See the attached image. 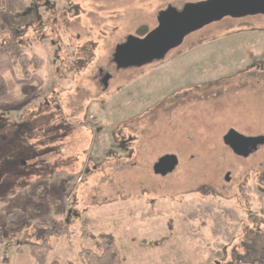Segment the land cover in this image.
Here are the masks:
<instances>
[{"label": "rangeland", "instance_id": "374dc122", "mask_svg": "<svg viewBox=\"0 0 264 264\" xmlns=\"http://www.w3.org/2000/svg\"><path fill=\"white\" fill-rule=\"evenodd\" d=\"M146 1L48 0L47 12L46 0H0V264H35L24 243L50 222L65 233L48 263L81 264L106 235L121 264H264V146L241 158L198 138L264 135V72L251 65L264 67V15L223 18L161 60L119 68L126 40L156 24ZM24 54L42 62L29 80ZM166 155L176 169L154 175ZM12 211L24 223L7 233Z\"/></svg>", "mask_w": 264, "mask_h": 264}, {"label": "water", "instance_id": "95a60500", "mask_svg": "<svg viewBox=\"0 0 264 264\" xmlns=\"http://www.w3.org/2000/svg\"><path fill=\"white\" fill-rule=\"evenodd\" d=\"M264 15V0H207L193 4L180 13L163 18L158 27L144 39L129 43L121 53V59L129 63L142 64L162 57L170 49L178 47L184 37L223 18H243ZM110 75L102 79L107 88ZM1 120V119H0ZM222 142L233 154L246 158L264 145L263 137L246 138L234 130H229ZM178 165L174 155L159 158L152 166V172L159 177L171 174ZM228 175L225 181H228Z\"/></svg>", "mask_w": 264, "mask_h": 264}, {"label": "trees", "instance_id": "16d2710c", "mask_svg": "<svg viewBox=\"0 0 264 264\" xmlns=\"http://www.w3.org/2000/svg\"><path fill=\"white\" fill-rule=\"evenodd\" d=\"M16 64L20 69L24 80H29L30 77L38 72L42 66V62L37 56L33 55L29 57L25 54L20 55L17 58ZM5 88V80L0 77V96L4 93ZM251 217L252 216H250V218ZM23 223L24 215L21 212L12 211L5 215L2 231L9 233L18 229ZM34 227L38 232L36 242H26L24 244L27 245L29 255L32 257L35 264H60L58 262L48 263V255L52 250L50 244L51 238L61 236L62 233H65L63 227L59 226L57 232L52 231L51 222L37 223ZM163 242L164 240L162 243ZM78 256L81 264H121L119 248L114 240L106 235L97 238L94 242V250H82ZM249 264L254 263L252 262Z\"/></svg>", "mask_w": 264, "mask_h": 264}, {"label": "flooded vegetation", "instance_id": "af4514ba", "mask_svg": "<svg viewBox=\"0 0 264 264\" xmlns=\"http://www.w3.org/2000/svg\"><path fill=\"white\" fill-rule=\"evenodd\" d=\"M151 2V0H147L146 1V6H145V8H142V9H144V10H147V11H149V12H151L153 15H155V19H157L156 20V24H155V26L153 27V29H151V30H149V31H147V32H143V35H142V37H140L138 40H141V39H144L149 33H151L153 30H155L157 27H158V25H159V23H160V21L163 19V18H165L166 16H168V15H170V14H174V13H180V12H182L185 8H187V7H189V6H191V5H193V4H196V3H193V4H182L181 6H175L174 5V3H168V2H165V4H163V5H161L162 7H160V6H158V7H154L153 5H151L150 4V2ZM46 3H48V4H46ZM43 4V6L45 7V10L47 11V9H49V11L50 12H52L53 11V8H54V4H52V3H50V2H48V0H46V2H44V3H42ZM154 4H156V3H154ZM72 8L73 9H75V10H77V6H72ZM69 10V9H68ZM48 12V11H47ZM68 11H65V13H67ZM32 24H33V22H32ZM188 36V35H187ZM186 36V37H187ZM184 39H185V37H184ZM183 39V40H184ZM137 39H131V40H126L128 43H126L125 44V46H124V48L129 44V43H131V42H133V41H136ZM183 40H182V43L181 44H183ZM181 44L178 46V47H180L181 46ZM178 47H176V48H178ZM124 48L121 50V52L117 55V57H116V59H117V62H118V65H119V68H137V67H140V66H142V65H147V64H149V63H152V62H154L155 60H161L168 52H171L172 50H175L176 48H173V49H170L169 51H167L162 57H160V58H158V59H152V60H150L149 62H146V63H142V64H136V63H129V62H127V61H124V60H122L120 57H121V53L123 52V50H124ZM255 62H253V63H251V65H254L258 70H260L261 72H264V67H263V64H260L259 63V61H257L256 62V60H254ZM255 63H257V64H255ZM264 74V73H263ZM105 75H110V79H109V81H108V84H109V82H110V80L112 79V74H110L109 72H104L102 69H100V70H98V75L96 76V77H98V80L96 81L97 82V84H98V86L101 88V90H105V89H107V88H103V83H102V79H103V77L105 76ZM108 86V85H107ZM229 130H234V131H236L237 133H239L240 135H242V136H244V137H246V138H254V137H263L264 138V135H262V134H254V135H249V134H245V133H243V132H240L239 130H237V129H234V128H228L226 131H225V133H223L222 135H217V136H213V135H211V136H200V137H198V138H224L225 137V134L229 131ZM122 138H127L126 136H123ZM129 138H131V137H129ZM185 138H192V137H188V136H185ZM125 142V141H124ZM125 146V145H124ZM262 146H264V145H262ZM262 146H258L257 147V150H258V148H260V147H262ZM256 150V151H257ZM256 151H254V152H256ZM254 152H252L251 154H253ZM250 154V155H251ZM249 155V156H250Z\"/></svg>", "mask_w": 264, "mask_h": 264}, {"label": "crops", "instance_id": "0c3cea01", "mask_svg": "<svg viewBox=\"0 0 264 264\" xmlns=\"http://www.w3.org/2000/svg\"><path fill=\"white\" fill-rule=\"evenodd\" d=\"M126 150V149H125Z\"/></svg>", "mask_w": 264, "mask_h": 264}]
</instances>
